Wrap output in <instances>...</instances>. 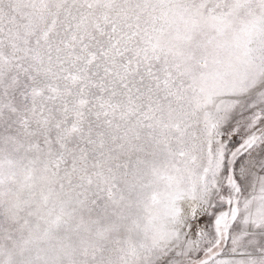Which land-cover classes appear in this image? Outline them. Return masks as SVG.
<instances>
[{
  "label": "snow or ice",
  "instance_id": "snow-or-ice-1",
  "mask_svg": "<svg viewBox=\"0 0 264 264\" xmlns=\"http://www.w3.org/2000/svg\"><path fill=\"white\" fill-rule=\"evenodd\" d=\"M0 264H264V0H0Z\"/></svg>",
  "mask_w": 264,
  "mask_h": 264
}]
</instances>
